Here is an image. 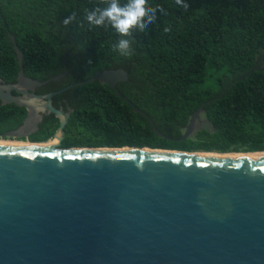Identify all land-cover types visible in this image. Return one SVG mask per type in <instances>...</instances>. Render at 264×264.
Masks as SVG:
<instances>
[{
	"label": "water",
	"instance_id": "obj_1",
	"mask_svg": "<svg viewBox=\"0 0 264 264\" xmlns=\"http://www.w3.org/2000/svg\"><path fill=\"white\" fill-rule=\"evenodd\" d=\"M9 39L18 76L0 87V102L26 111L11 137L36 130L47 114L61 138L67 115L50 101L74 87L97 82L128 103L116 90L127 81L122 70L46 97L28 94L44 84L24 77ZM202 116L203 107L179 142L213 130ZM0 264H264V155L0 148Z\"/></svg>",
	"mask_w": 264,
	"mask_h": 264
},
{
	"label": "trees",
	"instance_id": "obj_2",
	"mask_svg": "<svg viewBox=\"0 0 264 264\" xmlns=\"http://www.w3.org/2000/svg\"><path fill=\"white\" fill-rule=\"evenodd\" d=\"M148 2L167 14L158 12L155 23L133 34L134 54L125 58L112 51L120 38L113 29L79 26L101 0H0V79L14 84L18 76L9 37L24 77L44 84L40 94L59 93L96 73H126L116 90L128 103L97 82L53 98L55 108L71 110L66 147L264 153V0H185L187 10L175 0ZM73 14L76 21L65 27ZM201 107L213 130L179 142ZM24 117L23 109L0 108V138ZM56 128L52 117L45 119L34 141L51 139Z\"/></svg>",
	"mask_w": 264,
	"mask_h": 264
},
{
	"label": "clouds",
	"instance_id": "obj_3",
	"mask_svg": "<svg viewBox=\"0 0 264 264\" xmlns=\"http://www.w3.org/2000/svg\"><path fill=\"white\" fill-rule=\"evenodd\" d=\"M102 6H96L91 10H86L83 21H78L83 28L85 23L90 27H110L118 36L119 40L112 45V51L121 57H130L134 54L131 45L132 37L135 32H144L150 25L156 22L157 13L166 15L162 6H150L148 0H101ZM177 5L187 10L190 6L185 0H175ZM75 14L63 21L67 27L76 21ZM170 28H165L169 32Z\"/></svg>",
	"mask_w": 264,
	"mask_h": 264
},
{
	"label": "flooded vegetation",
	"instance_id": "obj_4",
	"mask_svg": "<svg viewBox=\"0 0 264 264\" xmlns=\"http://www.w3.org/2000/svg\"><path fill=\"white\" fill-rule=\"evenodd\" d=\"M16 80H17V79H16ZM15 83H16V82H15ZM15 83H14V84H6V83H4V82L0 79V87L12 86V85H15ZM41 88H42V87L37 88V89H35L34 91H28L27 93L30 94V95L36 96V97H46V96H49V95H52V94H56V93H52V94H40V90H41ZM10 94H11V96L14 97V98H22V97H23V96H18V95H16L14 92H11ZM54 97H55V96H54ZM54 97H52V98H51V101H50L52 107H53L55 110H58V111H59V110H62L63 113H64L65 115H67V118H66V120H67V124L65 125V128H64V130H63V136H62L61 138H58V139L54 138V135H55V133H56V131H57V129H58V126H59L58 121H57L52 115L40 114L39 116L41 117V121H39V123L37 124V128H36V130L31 131V132L29 131V132H28V135H26V136H24V137H22V138H14V137H11L10 135H12V134H14L15 132H17L18 129L22 126V124H21L20 127H18L16 130H13V131H11V132H9V133H6V134L1 135L0 142H3V143H12V144H15V145L20 144L21 146H23V145L28 146V145H30V144H31V145H32V144H34V145H41V144H46V145H48V144L51 143L52 141H53V142L55 141V143L57 144V140H60V144H59V146L54 147V148L57 149V150H68V149H104V148H96V147H79V146H78V147H76V146H74V147H71V146H70V147H66L68 141H70V139H71L70 136L72 135V133H71L70 131L67 130V127H68V120H69V116H70V114H71V110L68 109V108L64 109V108H62V107H57V108H55V106H54V104H53V98H54ZM9 106H13V105L3 106L2 103L0 102V108H3V107H9ZM14 107H15V106H14ZM16 108H18V109H23V108H19V107H16ZM23 110L25 111V109H23ZM51 117L56 121V125H57V128H56V130H55L53 136L51 137V139H49V140H47V141H45V142H36V141H34V136L40 132V126L44 124L45 119H48V118H51ZM25 119H26V111H25V117H24L22 123L24 122ZM196 126H198V123H196ZM201 128L204 129V126H201ZM195 130L198 131L197 128H196ZM198 132H199V131H198ZM195 135H196V132H195V134H194L193 136H195ZM193 136H192V137H193ZM7 140H10V141H13V142H6ZM108 149H111V148H108ZM162 150H163V149H162Z\"/></svg>",
	"mask_w": 264,
	"mask_h": 264
},
{
	"label": "bare ground",
	"instance_id": "obj_5",
	"mask_svg": "<svg viewBox=\"0 0 264 264\" xmlns=\"http://www.w3.org/2000/svg\"><path fill=\"white\" fill-rule=\"evenodd\" d=\"M57 144L55 143V141L49 143L48 145L46 144H41V145H37V146H32V145H28V146H21L20 144L18 145H15V144H12V143H3V142H0V148H10V147H22V148H36V149H51V148H54L56 147ZM197 155H215V154H197ZM222 155H238V154H222ZM250 155H264V154H260V153H256V154H241V156H250Z\"/></svg>",
	"mask_w": 264,
	"mask_h": 264
},
{
	"label": "rangeland",
	"instance_id": "obj_6",
	"mask_svg": "<svg viewBox=\"0 0 264 264\" xmlns=\"http://www.w3.org/2000/svg\"><path fill=\"white\" fill-rule=\"evenodd\" d=\"M201 120H205V118L202 116L201 117ZM6 142H13V141H10V140H7ZM59 144H60V140H57V146H59ZM78 145H79V143H78ZM79 147H85L84 145H79ZM242 153V152H241ZM246 154V153H245Z\"/></svg>",
	"mask_w": 264,
	"mask_h": 264
}]
</instances>
